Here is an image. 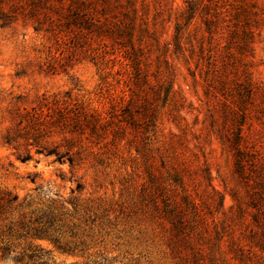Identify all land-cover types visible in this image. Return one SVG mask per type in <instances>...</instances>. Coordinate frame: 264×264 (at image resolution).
Listing matches in <instances>:
<instances>
[{"label": "rangeland", "instance_id": "obj_1", "mask_svg": "<svg viewBox=\"0 0 264 264\" xmlns=\"http://www.w3.org/2000/svg\"><path fill=\"white\" fill-rule=\"evenodd\" d=\"M130 90L149 144L26 125L43 97L118 113ZM0 188L78 196L66 249L31 240L48 264H264V0H0Z\"/></svg>", "mask_w": 264, "mask_h": 264}, {"label": "trees", "instance_id": "obj_2", "mask_svg": "<svg viewBox=\"0 0 264 264\" xmlns=\"http://www.w3.org/2000/svg\"><path fill=\"white\" fill-rule=\"evenodd\" d=\"M252 89L253 84L249 82V79H246L242 87L243 92L251 96ZM153 92L154 96L159 95L158 90H153ZM168 94V86H165L161 96L162 103L166 102ZM42 100L39 107H32L31 111L27 112L29 118L26 120V125L35 124L37 130L57 125L58 127H68V131L77 132L81 135L85 129L89 134L99 135L109 130L114 135L119 128L114 121H125L135 130L140 128L146 144L151 142L149 136L155 126L156 104L148 100L142 101L139 105L132 104V91L127 98L122 99L123 102L119 105L118 113H116V104L113 103L110 106L112 110L102 114L87 104L72 101L69 97L64 99L55 97L46 99L43 97ZM137 114L142 118H139ZM138 121L142 125H139ZM65 146L63 153L49 148L45 150V154H53L57 162L62 163L66 160L71 165V145ZM237 151L239 150L237 149ZM258 184L260 185L258 191H261L262 185L259 182ZM76 188L79 190L80 185H77ZM72 191L71 189L70 192ZM58 197L61 199H50L46 204H40L30 194L19 196L7 188H0L1 261L9 260L14 264H48V252L38 244L32 243L31 240L33 239H49L57 243L58 247L66 249L59 241L63 216L69 211L65 205H69L72 211H77L80 204L78 196L62 198L58 195ZM258 198L264 201V192H258ZM254 220L257 222V217H254ZM262 236L264 238V226ZM18 238H27L30 241L19 246L15 243ZM259 248L264 251V240L260 241Z\"/></svg>", "mask_w": 264, "mask_h": 264}]
</instances>
